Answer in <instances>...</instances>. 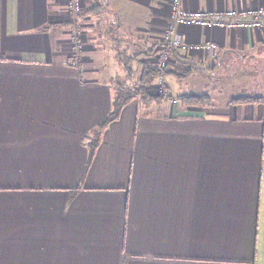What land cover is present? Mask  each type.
<instances>
[{
    "label": "crops",
    "instance_id": "crops-1",
    "mask_svg": "<svg viewBox=\"0 0 264 264\" xmlns=\"http://www.w3.org/2000/svg\"><path fill=\"white\" fill-rule=\"evenodd\" d=\"M81 2L72 65L66 0H0V264H264L263 86L243 80L264 79V33L174 25L172 37L212 43L216 58L170 51V68L145 84L161 100L131 98L99 129L115 80L133 75L122 62L154 60L169 0ZM212 63L234 76L235 96L190 89ZM187 95L208 105L181 103ZM238 97L259 99L229 102Z\"/></svg>",
    "mask_w": 264,
    "mask_h": 264
},
{
    "label": "built area",
    "instance_id": "built-area-1",
    "mask_svg": "<svg viewBox=\"0 0 264 264\" xmlns=\"http://www.w3.org/2000/svg\"><path fill=\"white\" fill-rule=\"evenodd\" d=\"M70 15L75 17L80 11L81 0H66ZM171 23L163 31L161 38L162 44L170 48L190 54L192 52H202L209 60H214L217 56V47L212 43L188 44L183 42L178 34L172 37L174 25L197 26L199 28L217 27L226 30L245 29L259 30L264 33V8L259 10H239L229 9L222 11L196 10L186 11L181 0H169ZM73 22L75 18H70ZM72 41V65H77V56L79 54L78 34H71ZM170 56L167 51L161 50L154 56V64L160 69L167 68V61ZM159 93H165V87L162 81L158 82Z\"/></svg>",
    "mask_w": 264,
    "mask_h": 264
},
{
    "label": "trees",
    "instance_id": "trees-1",
    "mask_svg": "<svg viewBox=\"0 0 264 264\" xmlns=\"http://www.w3.org/2000/svg\"><path fill=\"white\" fill-rule=\"evenodd\" d=\"M156 47L158 48V46ZM154 49L155 48L151 50V53H148V52L146 53L148 57L151 56ZM160 50H165L168 53L172 50L176 51L167 45L160 44V47L157 49V51L154 54H152V58H154L156 53ZM126 59H128V61L134 60V62L130 64L131 65L130 68H126V66H128V61H123L121 66L126 71L130 69L129 71H132V72H135L142 68L143 70L141 71V77L138 80V83L135 86L132 85L131 89H129V91L126 93L122 91L123 87H121L120 90L118 91L117 83L115 82L116 88L112 92V108L110 112L108 113V115L104 118V120L99 124L98 126L99 129H103L111 120L115 119L118 116L121 106L127 101H129L131 97L135 98L139 103H147L149 101L159 102L161 100V95L155 98L150 97L149 94L147 93V88L145 84L147 82L148 83L152 82L155 78L160 77L166 69H160L155 64H152V63L151 64H145V63L142 64V62L138 63L136 62L137 56H134V55H129ZM125 84L126 82L121 80V85L124 86ZM179 99L181 103L186 104V105H194V106L208 105V100L202 96L187 95V96H182ZM258 99L259 98H253V97H238V98L231 99L229 102L231 104L232 103L248 104ZM96 141L97 139L94 140L91 146H94Z\"/></svg>",
    "mask_w": 264,
    "mask_h": 264
},
{
    "label": "rangeland",
    "instance_id": "rangeland-1",
    "mask_svg": "<svg viewBox=\"0 0 264 264\" xmlns=\"http://www.w3.org/2000/svg\"><path fill=\"white\" fill-rule=\"evenodd\" d=\"M78 15V14H77ZM77 15L75 17H73L72 15H68L67 21L70 22V24L72 25V29L69 33V36L71 37V34H78L79 37V33L80 29H79V24H78V20L76 21H72L70 20V18H75L77 17ZM72 38V37H71ZM151 63L154 64V60H151ZM211 70H210V74L208 76H203L200 74H196L195 78L191 79L189 81V85H190V89L193 90V93H210L211 95L215 96V99L217 101H221L224 98V93H231V95L235 96V92L233 90V80H234V76L233 77H229L226 78L223 76L222 71L218 72L216 71V63H212L211 65ZM170 68V61H167V69ZM259 73H261L262 75H264V66H261L260 69L257 70ZM138 71L133 72V75H129V80H127L126 84L124 86L121 85V80L125 79L126 77H118V79L115 80V82L117 83V89L118 91L120 90L121 87H123L122 91L123 92H128L129 89H131L132 85H136L137 84V77ZM251 74V73H249ZM250 78V77H249ZM243 79L244 81H248V84H246V86L250 87V84L253 85L254 88H259L261 86H263V96H264V79ZM123 81V80H122ZM256 81V82H255ZM257 83V84H256ZM165 84V82L163 83V85ZM261 84V85H258ZM203 85V86H202ZM165 87V86H164ZM221 92V93H220ZM218 93V95H217ZM133 98V97H131ZM224 100V99H223Z\"/></svg>",
    "mask_w": 264,
    "mask_h": 264
}]
</instances>
